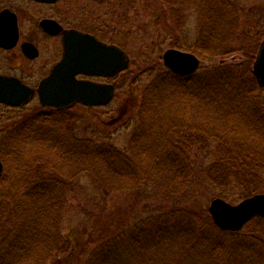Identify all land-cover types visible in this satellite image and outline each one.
Masks as SVG:
<instances>
[{
    "label": "rangeland",
    "instance_id": "obj_1",
    "mask_svg": "<svg viewBox=\"0 0 264 264\" xmlns=\"http://www.w3.org/2000/svg\"><path fill=\"white\" fill-rule=\"evenodd\" d=\"M16 3L23 7L27 4L23 0H16ZM208 3L215 10L218 8L223 13L226 24H222L220 27V36L215 31L209 36L204 33L205 37L202 35L198 39L202 29H205L206 26L204 18H208L210 15L211 10L206 9L209 7ZM187 4L189 7L186 9L184 18L185 28L176 37L168 29V26H171L169 24L173 21L170 9L165 4L155 3L154 0H64V15L67 23L83 26V20L92 24L98 21L97 18H100L99 23L107 22L106 26L112 33L111 37H114L113 42L119 43L127 51L130 56V64L126 69L127 78L124 76L117 78L118 88L110 104L105 106L76 104L75 107L65 112L64 119H49L53 120L54 128H43L39 131L43 135L41 145H39V140L30 136L32 133L27 126L31 119H25L31 114H38L37 111L42 109L38 101L35 100L24 108L0 106V153H2V148L15 153L17 159L12 163V166L16 167L18 172L24 169L36 170V164L39 163V167L54 168L66 179L63 183L65 185L62 186V195L66 199V204L62 213L59 211L54 226L49 225L50 230L45 235L47 238L46 248L59 247L61 251H57L45 261L40 258L41 256L37 257L38 252L43 248L37 250L34 248L28 255L26 249L25 253L16 252L14 259L10 257L11 264L13 261L17 264H86L91 252L98 246L113 242L120 233L139 223L142 219L161 212L160 210L166 206L178 204L191 209L195 208L198 211L201 209L209 211L210 203L216 197L224 198L232 204H237L246 198L241 186L230 188L227 191V196L223 197L219 195L220 189L206 181L203 170L218 160L219 150L222 151L223 148L219 147V142L216 139L202 140L205 135L201 132L192 130V137L189 133L184 134V130L187 132H191L190 129L197 130L198 127L194 128L193 123L198 124L201 119H207L211 113H218V118H221L219 113H222L224 119H231V122L236 124L233 133L245 135V128L247 129L249 122L241 127L239 115L234 113V111L240 112L239 109H232L228 104L225 108L221 105L224 103L223 101L216 105L212 102L213 100L211 101L209 95L205 96L206 93L205 95L203 93V96L200 94L199 103L195 101L189 103L186 99L187 96H183L185 94L178 93L177 90L169 97L164 93L165 91H162L167 89L166 86L162 87L158 84L155 87L156 82L154 83L153 77L158 71L156 69L164 66V53L172 48L195 53L201 60L199 68H216L220 64H224L222 67L224 66L227 70H238V68L242 69L245 66L244 63L248 61L253 72L257 50L264 39V0H189ZM159 14L160 17L157 19ZM104 15H108L107 18H104ZM183 37H186L188 44L198 39L196 43L203 44L208 48L218 45L219 50L223 52L208 57L202 56L195 50L186 49L185 44H182ZM174 41L177 43L176 46L172 45ZM161 42L162 44H160ZM254 48L255 52L252 53ZM152 65L155 69L153 75H150L147 69ZM135 72L140 75L136 76ZM135 76L137 81H134ZM220 89H224V85ZM261 99L264 101V90ZM152 100H155V103L151 104ZM239 103L242 107L248 102L244 104L238 102L237 104ZM229 108L234 111L227 112ZM249 114L253 116L252 111ZM143 119H146V124L143 125L145 133L142 142L144 141L151 151H153L152 144H154L158 152H173L177 139L173 129L176 130V128L179 129V136L184 135L185 142L190 138L193 139L192 143L194 144H190L188 147L186 144L188 148L186 156L188 155L192 159L195 170L186 194L178 200H174L159 194L151 182L145 181L135 189L106 194L97 187L96 180L92 175L85 174L76 178V167L82 166V164H76V153L72 146L69 149L68 144L63 148L60 146L63 142L67 143L66 139L73 140L76 135L91 136L99 132L110 137L119 148L128 150L133 133L139 129ZM157 122H160V129L153 131V126H156ZM185 127H190V129ZM206 133L208 134V132ZM249 135L256 142H264L261 141L264 139L258 137L257 132H252ZM25 143H29V145H25L23 148L22 145ZM64 149L70 150L67 151L68 154L62 152ZM57 151L62 154L58 155ZM85 165L91 169L90 160L86 159ZM7 170L9 174L15 169L10 170V166H8ZM16 173L14 172L11 177L5 175L1 182L2 189L16 183L19 185L24 180L23 178H21L22 180L15 178V180ZM69 177H71L70 185H66ZM257 193H264V178L257 191L252 195ZM13 208L12 200L2 202L0 244L3 246L7 240L13 237L11 230L9 233L5 232L4 238L1 237L3 224L5 223V227L10 226L11 223L14 226L18 224L13 216ZM39 223L41 226L46 225L45 221ZM26 225L29 227L27 223ZM250 226L253 227L251 224ZM259 226L264 228V223ZM45 228L47 229L46 226ZM31 229L35 230L34 227ZM36 230L39 232V226L36 227ZM27 239L29 246V235ZM261 239L256 244L253 242L254 239L243 238L237 247H246L247 244L248 246L252 245L253 250L264 251V235H261ZM168 250L165 248L164 251ZM167 253L175 261L170 251ZM240 253L229 252L225 247L222 255L216 261L213 258L208 261L207 256H210L208 254L201 257L204 260L203 264H251L247 257L248 252ZM180 263L196 264V261L193 257H189ZM258 263L254 262L253 264Z\"/></svg>",
    "mask_w": 264,
    "mask_h": 264
},
{
    "label": "trees",
    "instance_id": "obj_2",
    "mask_svg": "<svg viewBox=\"0 0 264 264\" xmlns=\"http://www.w3.org/2000/svg\"><path fill=\"white\" fill-rule=\"evenodd\" d=\"M154 1L158 4H165L170 9L173 21L169 24L171 26L167 28L170 29L172 35L177 37L185 28L184 18L186 9L189 7L187 4L189 0ZM207 5L209 7L206 9L212 12L210 11L208 18H204L206 26L205 29H202L198 39L202 35L205 37L204 33L209 36L215 31L220 36V27L222 24H226L223 13L218 8L215 10L210 3ZM107 16L104 15V18ZM159 17L160 14L157 15V19ZM99 19L97 18L98 21ZM98 21L92 24L87 23L86 20L82 22L86 29L97 34L103 32L109 35L107 22L99 23ZM111 34L110 32V37ZM111 38L114 41V37ZM183 38L182 44H185L183 46L186 49L195 50L202 56H213L222 51L219 50L218 45L208 48L204 47L203 44L196 43L198 39L188 44L186 37ZM173 44L177 45L175 41ZM251 52L254 53L255 48ZM244 64L245 66L242 69L238 68V70H227L224 66L222 67L224 64H220L216 68H199L191 75H179L162 66L156 69L158 71L153 77L154 83L156 82L155 87L158 84L162 87L166 86L167 89L162 91H165L164 93L168 94L169 97L177 90L178 93L187 96L186 99L189 103L193 101L199 103L200 94L203 96V93L204 95L206 93L205 96L209 95L211 101L213 100L212 102L216 105L223 101L224 103L221 105L225 108L228 104L232 109H239L240 112H236L229 108L227 112L234 111L235 114L239 115L241 127L249 122L247 129L245 128V135L233 133L236 124L232 123L231 119H224L222 113H219L221 118H218V113H211L207 119H201L198 124L194 122L192 126L198 127L195 131L190 127H185L191 132L184 130V134L189 133L191 135L193 132H201L205 135L202 140L216 139L219 142V147L223 148L222 151L219 150L218 160L203 170L206 181L220 189L219 195L223 197L227 196V191L230 188L237 186L243 188L245 197L250 196L257 191L264 178V140H261L263 143L256 142L249 135L252 132H257L258 137L264 139V101L261 99L263 89L251 71L249 62L246 61ZM154 69L152 65L151 68L147 69V72L153 75ZM135 73L136 76L140 75L138 72ZM136 76L134 81H137ZM222 84L224 89H220ZM218 95L219 97H217ZM151 102L153 104L155 100ZM238 102L248 103L240 107L241 103L237 104ZM251 111L253 116L249 114ZM45 115L43 113L31 114L25 118L31 119L27 127L32 133L30 136L39 140V145L43 143V135L39 131L43 128H54L53 120L45 119ZM144 124H146V119L142 120L139 129L133 133L128 150L119 148L110 137L99 132L91 136L76 135L75 139H66L67 143L63 142L60 146L63 148L68 144V149L72 146L76 153V164H82V166L76 167V178L85 174L92 175L96 180L97 187L106 194L135 189L145 181L151 182L159 194L178 200L187 193L195 171L192 159L188 155L186 156L187 147L194 144L192 143L193 139L190 138L185 142L184 135L179 136V129L176 128V130L173 129L174 135L177 136L173 152H158L154 144H152L153 151H151L144 141L142 142L145 133ZM159 125L160 122H157L156 126H153V131H159ZM191 136L193 137V135ZM25 145H29V143L23 144L22 147L25 148ZM67 151L70 150H62L68 154ZM57 152L58 155L62 154ZM0 159L4 163V170L0 178V211H2V202L12 200L14 204L13 216L15 222H18L15 226L11 223L7 227L4 223L1 228L3 229L1 231L2 238L5 237V232L8 231L9 233L10 230L13 232V237L7 240L4 246L0 244V264H11L10 257L14 259L16 252L21 253L27 249L28 255L34 248L36 250L43 248L42 251L38 252L37 257L41 256L40 258L46 261L57 251H61L59 247L50 246L46 248L47 238L45 235L50 230L49 225L54 226L59 211L62 213L66 204V199L62 195V186L65 185L63 183L66 179L63 178L62 173L54 168L39 167V163L36 164V170L24 169L18 172V169L12 166V163L17 159L15 153L6 151L4 148L0 153ZM86 159L91 161V169L85 165ZM8 166H10V170L12 168L15 170L8 174ZM14 172H17L14 179L22 180L21 178H23L24 180L19 185L15 182V185L2 189L1 182L5 175L11 177ZM69 178L66 185H70L71 177ZM160 211L123 231L113 242L98 246L91 252L86 264H181L182 260L189 257H193L196 264H203L204 260L201 256L205 257V254H208L210 255L207 256L208 261L210 258L216 261L222 255L225 247L232 253L241 252L240 254H245L248 252L246 255L251 264L254 262L264 264V251L253 250L252 245L248 246L247 244L246 247L243 246L244 248L242 246L237 247L243 238L254 239L253 242L256 244L262 240L261 235H264V228H260L259 225L264 223L263 217L256 216L239 231H225L214 223L206 209L198 211L195 208L191 209L175 204L166 206ZM24 220L29 227L24 223ZM30 220L37 223L34 224ZM43 221L46 225L41 226L39 222ZM38 226L39 232L36 230ZM32 227L35 230L31 229ZM28 235L29 246L27 244ZM238 239L240 240L237 241ZM165 248L169 249L168 251L175 258V261L167 253L168 251H164ZM12 264H17V262L14 263L13 261Z\"/></svg>",
    "mask_w": 264,
    "mask_h": 264
},
{
    "label": "water",
    "instance_id": "obj_3",
    "mask_svg": "<svg viewBox=\"0 0 264 264\" xmlns=\"http://www.w3.org/2000/svg\"><path fill=\"white\" fill-rule=\"evenodd\" d=\"M54 2L56 0H40ZM2 15L0 16V23ZM13 41L0 44L11 47L17 40L14 25ZM12 38V37H11ZM65 53L49 76L40 83L38 94L44 106L70 108L76 103L88 106L109 104L115 92L113 84L79 79L77 74L115 76L128 68L130 56L117 44H107L96 36L78 30L65 31ZM164 66L179 75H191L200 66V58L193 52L169 49L163 55ZM258 83L264 88V40L261 42L253 67ZM34 89L13 76L0 74V102L11 106L26 104ZM4 170L0 159V178ZM214 223L223 230L238 231L253 217H264V193H257L232 204L224 198H214L209 206Z\"/></svg>",
    "mask_w": 264,
    "mask_h": 264
},
{
    "label": "flooded vegetation",
    "instance_id": "obj_4",
    "mask_svg": "<svg viewBox=\"0 0 264 264\" xmlns=\"http://www.w3.org/2000/svg\"><path fill=\"white\" fill-rule=\"evenodd\" d=\"M23 1L27 3L24 7L17 4L16 0H0V16L2 15L0 41L7 44L12 43V27L14 28V25L17 26L18 33L17 40L13 46L6 47L0 44V74L18 78L21 82L34 89V94L24 105L11 106L0 102L2 107L24 108L35 100L40 103L38 94L40 83L50 75L55 64L64 57L66 30L74 29L94 35L104 43L117 44L125 50L119 43L111 40L109 30V35L103 32L97 34L82 25H70L67 23L64 15V0H56L54 2L40 0ZM120 76L127 78L126 69L115 76L77 74L79 79L113 84L115 87L114 97L118 88L117 78ZM76 104L70 108L61 109L41 104L42 109L38 110L37 113L46 114L45 119H64V113L68 109L75 107Z\"/></svg>",
    "mask_w": 264,
    "mask_h": 264
}]
</instances>
